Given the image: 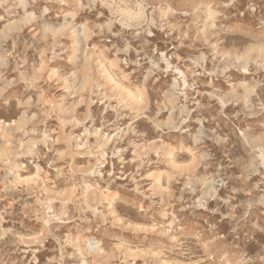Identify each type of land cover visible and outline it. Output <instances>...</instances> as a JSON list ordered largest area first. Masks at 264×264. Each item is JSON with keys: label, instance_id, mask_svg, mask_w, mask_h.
<instances>
[{"label": "rangeland", "instance_id": "1", "mask_svg": "<svg viewBox=\"0 0 264 264\" xmlns=\"http://www.w3.org/2000/svg\"><path fill=\"white\" fill-rule=\"evenodd\" d=\"M0 264H264V0H0Z\"/></svg>", "mask_w": 264, "mask_h": 264}]
</instances>
